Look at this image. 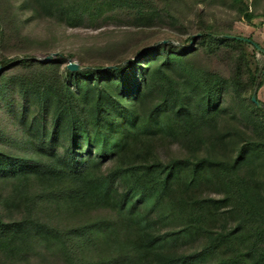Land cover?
I'll return each instance as SVG.
<instances>
[{
  "label": "rangeland",
  "instance_id": "374dc122",
  "mask_svg": "<svg viewBox=\"0 0 264 264\" xmlns=\"http://www.w3.org/2000/svg\"><path fill=\"white\" fill-rule=\"evenodd\" d=\"M130 1H139L144 10L153 12L151 26H138L134 13L120 7L122 0H62L80 8L81 12L84 9L85 18L80 19L76 27L60 16H46L34 0H0V66L7 59H36L31 64L9 69L0 78V153L50 162L56 155L69 157L67 150L73 146L74 158H98L101 167L97 172L105 175L116 172L121 166L144 168L130 172L129 179L123 183L118 180L120 190L127 189L145 170L151 174L148 164H141L143 158L131 156L123 164L118 162V157L111 155L99 159V152L94 147L88 143L73 145L66 135L51 144L55 126L52 117L57 108L55 92L45 95L48 101L43 105L35 93L45 85L68 86L78 92L77 84L84 77H70L68 59L78 63L82 71L90 66L110 67L133 61L135 64L128 72L133 76L139 62L143 66L147 64L144 61L146 56L158 57L152 69L154 86L145 90L141 105L129 104L130 108L148 119L158 104L171 108L178 92L189 98L193 106H196L194 102L200 101L205 90L214 91L218 100L201 125V138L206 143L198 145L199 142L191 138L189 132L193 128L181 116L169 120L173 132L167 128L157 137L151 151L164 164L173 160L207 158L221 161L229 170L207 173L199 195L204 199L228 198L229 201L221 211L208 212L206 229L209 235L188 240L181 250L189 254L202 250L208 244L209 236L230 234L240 222L245 221L230 211L243 204L245 193L258 204L259 214L264 217V111L261 112L252 102L257 91L258 101L264 104V86L258 89L251 80L261 72V79H264V54L251 45H228L225 42L197 41L188 54H183L178 48L189 46L191 39L202 32H214L250 38L264 49V0H243L242 3L235 0ZM243 4L257 17L252 23H248L240 13ZM111 7L114 11L103 12ZM53 53L63 54L66 59L54 58L45 64L44 59ZM161 67L168 76L164 82L159 81L155 72ZM96 79L98 82L102 80L99 85L103 90L107 87L110 96L119 98L116 77L111 80L106 76H96ZM74 100L82 117L93 121V103L83 98ZM116 115L118 111H112V116ZM243 149L247 155L242 165L237 167L235 162ZM187 176L184 169L160 205L151 210L150 215L155 221L172 213L171 218L156 224V230L178 231L185 221L189 222L186 210L174 211L169 205V201L177 205L173 198L184 196ZM51 186V183L35 184L27 195L25 187L16 180L0 178V220L3 223L27 224L41 221L74 233L78 228L86 227L90 229L88 243L75 240V244L82 249V256L88 261L103 258L121 262L132 256L126 246V232L112 230L103 239L94 234L98 224L115 218L112 211L88 210V207L70 210L63 196L43 193ZM181 212L183 215L179 216ZM206 215L203 213L202 218L205 219ZM14 238L13 233L0 236V264H69L53 237H33L28 243L17 239L12 242ZM254 249L259 253L264 249V224H261L259 216L242 232L228 236L223 247L210 253L203 264H224L231 260L236 264H250L240 256L256 252Z\"/></svg>",
  "mask_w": 264,
  "mask_h": 264
},
{
  "label": "trees",
  "instance_id": "16d2710c",
  "mask_svg": "<svg viewBox=\"0 0 264 264\" xmlns=\"http://www.w3.org/2000/svg\"><path fill=\"white\" fill-rule=\"evenodd\" d=\"M34 1L46 16H60L73 27L78 25L76 23L81 21L80 19L85 18L84 9L81 12L80 8L73 7L67 2L63 3L62 0ZM235 1L237 3L243 2V0ZM121 3L120 7L127 8L134 13L138 26L149 27L152 25L153 12L150 13L144 10L139 1L122 0ZM113 9L111 7L103 12H112ZM240 13L248 23H252L257 18L252 12H249L244 4L240 8ZM228 36L234 35L202 32L191 39L189 46L180 47L178 50L183 54H188L197 41L253 46L251 43L234 40ZM166 44L164 43V45ZM257 51L264 54V49L263 51ZM56 58L66 59L63 54H59ZM35 60L32 57L4 60L0 66L2 67L0 78L9 69L20 67L23 64H31ZM52 60L49 62L44 61V63H51ZM157 60L158 57L146 56L144 61L147 64L143 66L139 62V68L134 69L133 76L128 74L130 67L135 64L133 61L110 67L90 66L84 71H82L80 65L78 71H70L67 67V72L71 78L84 77L77 84L78 92L75 93L68 86L52 87L45 85L35 93L40 98L39 102L43 105L48 101V97H45V95L49 96L52 91L55 92L57 108L52 117L55 126L54 133L51 136V144L66 135L73 145L88 143V145L94 147L99 152V159L111 155L118 157V162L123 164L131 156H141L143 158L141 164L146 162L151 174L145 170L142 176L135 181V184L127 189L120 190L118 180L123 183L129 179L130 172L141 171L144 168L137 165L127 168L121 166L116 172L105 175L97 172V168L101 167L98 158H74L73 146H70L67 150L69 157L63 158L56 155L54 160L50 162L36 157L23 159L0 153V178L16 180L25 187L27 195L35 184L51 183L53 186L48 191L44 190L43 193H49L54 197L63 196L62 199L67 202L70 210L88 207L86 208L88 210L103 209L112 211L115 218L113 217L111 222L105 221L98 224L99 226L94 234L100 235L103 239L109 236L112 230L126 232L128 234L126 246L132 252V256H127L121 262L103 258L99 261L86 260L82 256V249L75 244V240H85L86 243L89 241L88 233L90 229L83 226L74 233L41 221H32L27 224L26 222L3 223L0 220V236L13 233L15 238L12 239V242L17 239L26 243L33 237H39V239L53 237L58 241L60 249L69 264H113V262L115 264H203L210 253H214L217 249L223 247L228 236L242 232L249 222L256 221L257 216H259L261 224H264V217L259 214L258 204L252 201L248 193H245L243 204L240 203L238 207L230 210L231 213H236L238 214L237 217L245 220L238 224L234 232L226 235L220 233L216 236H209L208 244L200 251L187 254L181 250L188 240L192 241L196 237L202 238V235H209L206 223L208 222L207 216L210 210L221 211L227 207L228 198L223 200L204 199L199 195V190L208 177L207 173L209 171L222 173L229 170L223 166L221 161L215 162L207 158L173 160L164 164L157 160L151 152L154 150L153 144L157 141V137H160L167 128L173 132L169 120H176L177 117L181 116L193 128V131L189 132L191 138L199 142L198 145H202L205 142L201 138V125L205 121L203 119L212 113L211 106L218 103L215 92L205 90L200 101L194 102L196 106L192 105L189 98L178 92L171 108L168 105L158 104L153 109L154 112L152 111L154 114L148 119L141 115L139 111L130 108L129 104L137 103L141 105L142 100L145 98V90H149L150 87L154 86L152 69ZM134 67L138 66L135 65ZM155 72L159 75V81L168 80V76L164 73L162 67L157 68ZM261 75H263V72L251 79L255 85H258V89L264 86V79H261ZM96 76H106L111 80L116 77L119 83L120 99L110 96L107 87L103 90L99 85L102 80L98 82ZM133 81L135 82L134 86H132ZM25 94L28 95L27 92ZM74 98H78V100L83 98L85 101L93 103V121H88L82 117L83 114L78 111ZM255 105L261 112L264 111L263 103L260 105L255 103ZM112 111H118V115L112 116ZM167 111H169L168 114ZM172 132L170 133L172 134ZM246 155L247 151L243 149L235 162V166H241ZM184 169L188 172L185 179V194L183 197L173 198L178 203L177 205L170 201L169 205L172 206L174 211L181 208L186 210L187 217L190 220L189 222L185 221L183 228L178 231H158L156 230V224H161L164 220H167L172 213L169 212L158 217L155 221L150 215L151 210L160 205L159 203L164 200L166 193L180 179ZM150 175L153 177L149 178ZM143 179H145L144 182ZM205 212L207 215L203 219V213ZM182 215L181 212L179 216ZM245 217L247 218L245 219ZM255 251L244 254L240 258L250 264H264V249H261L260 253L257 250ZM224 264H236V261L231 260Z\"/></svg>",
  "mask_w": 264,
  "mask_h": 264
},
{
  "label": "water",
  "instance_id": "95a60500",
  "mask_svg": "<svg viewBox=\"0 0 264 264\" xmlns=\"http://www.w3.org/2000/svg\"><path fill=\"white\" fill-rule=\"evenodd\" d=\"M231 39L234 40H238V41H242V42H246V43H251L257 50L259 51H263V48H261V46H259L257 43H255L254 41L250 40L249 38H245V37H239V36H228ZM59 54L58 53H53L50 54L49 56H47L44 61H51L53 58H56ZM68 69L70 71H78L79 70V64L76 63L74 60L69 59L68 62ZM2 71V67H0V73ZM253 102H255L257 105H260L261 102L258 101V97H257V91L254 92L253 97H252Z\"/></svg>",
  "mask_w": 264,
  "mask_h": 264
}]
</instances>
